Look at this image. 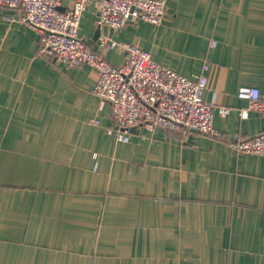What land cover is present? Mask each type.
Wrapping results in <instances>:
<instances>
[{
    "label": "crops",
    "instance_id": "1",
    "mask_svg": "<svg viewBox=\"0 0 264 264\" xmlns=\"http://www.w3.org/2000/svg\"><path fill=\"white\" fill-rule=\"evenodd\" d=\"M164 1L163 23L113 38L190 79L208 63L203 99L229 109L218 137L137 128L116 141L96 72L38 55L37 32L0 11V264H264V156L227 144L264 129L236 96L264 95V0ZM95 19L90 4L80 35L121 65L98 49Z\"/></svg>",
    "mask_w": 264,
    "mask_h": 264
},
{
    "label": "built area",
    "instance_id": "2",
    "mask_svg": "<svg viewBox=\"0 0 264 264\" xmlns=\"http://www.w3.org/2000/svg\"><path fill=\"white\" fill-rule=\"evenodd\" d=\"M60 2L0 0L1 18L36 31L38 55L71 68L86 65L96 72L97 79L90 93L110 105L113 125L106 132H114L116 141L128 142L130 132L137 128L218 137L213 126L214 116L225 117L229 109L203 99L208 84V63H203L200 73L190 79L156 63L136 43H122L113 38L120 29L139 21L152 26L163 23L164 0H72L71 6L64 9L60 8ZM90 4L96 9L98 49L123 54L121 65L110 64L80 35L82 14ZM6 10L17 13H3ZM210 46L214 47L215 42ZM236 96L246 102L239 109L241 117L248 111L264 115V95L256 87L241 88ZM90 122L98 124L96 119ZM227 144L237 153L264 156V129L250 137L233 133Z\"/></svg>",
    "mask_w": 264,
    "mask_h": 264
}]
</instances>
